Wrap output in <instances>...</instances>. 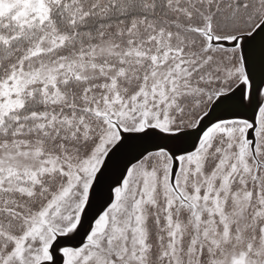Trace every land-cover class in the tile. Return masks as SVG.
Instances as JSON below:
<instances>
[{
    "label": "snow or ice",
    "instance_id": "1",
    "mask_svg": "<svg viewBox=\"0 0 264 264\" xmlns=\"http://www.w3.org/2000/svg\"><path fill=\"white\" fill-rule=\"evenodd\" d=\"M0 264H264V0H0Z\"/></svg>",
    "mask_w": 264,
    "mask_h": 264
}]
</instances>
